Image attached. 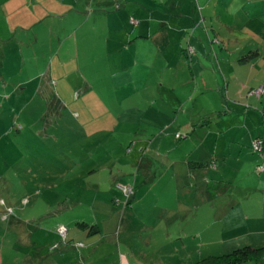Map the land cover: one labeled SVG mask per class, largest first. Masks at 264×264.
<instances>
[{
    "label": "rangeland",
    "instance_id": "rangeland-1",
    "mask_svg": "<svg viewBox=\"0 0 264 264\" xmlns=\"http://www.w3.org/2000/svg\"><path fill=\"white\" fill-rule=\"evenodd\" d=\"M215 23L206 19L205 25ZM242 36H224L229 41L222 54L229 61H235L236 46L263 43ZM54 46L20 51L12 36L0 35V264H197L245 245L264 246L254 236L221 241L226 236L221 230L233 224L223 218L222 206L235 199L230 193L239 186L229 174L220 179L210 163L209 180L192 185L190 178L176 181L171 173L170 159H184L194 150L212 154L210 145L192 143L182 132L174 139L176 125L212 100L218 106L213 91L190 101L202 84L186 77L187 68L168 67L177 51L161 61L163 51L146 50V59L139 53L135 62L120 67L99 61L89 76L81 71L92 86L90 94H79L78 76L72 74L63 83L68 94H50L52 84L49 94H38V81H24L52 54L62 59ZM210 53L211 58L221 54L218 46ZM258 62L244 69L256 79L263 78L264 58ZM228 84L231 93L238 86ZM195 134L203 136L199 129ZM222 181L234 183L225 188ZM122 187L131 188L127 197ZM221 188L228 196H213ZM75 223L95 226L97 232L88 234ZM243 264H264V255Z\"/></svg>",
    "mask_w": 264,
    "mask_h": 264
},
{
    "label": "crops",
    "instance_id": "crops-1",
    "mask_svg": "<svg viewBox=\"0 0 264 264\" xmlns=\"http://www.w3.org/2000/svg\"><path fill=\"white\" fill-rule=\"evenodd\" d=\"M118 10L121 12L115 14ZM206 19H215L216 23L205 25ZM247 25L251 26L248 30ZM253 27L256 29L252 31ZM226 33L239 40L243 39L242 35H252L263 43L236 46L234 63L222 54L228 48ZM2 34L12 36L20 51L24 46L44 48L45 45L47 50L55 45L54 51L62 55L58 60L57 54H52L45 67L24 81L25 84L38 81L34 87L38 94H49L50 84V94H68V85L63 83L69 74L78 76L75 86L79 94H90L92 86L81 71L89 76L99 61L120 67L135 62L134 57L139 53L146 59V55L149 56L146 50L163 51L161 61L166 59L167 52L177 51L175 62H168V67L187 68L186 77L202 84L200 95L193 94L190 101L213 91L218 92L214 94L218 106L212 100L211 105L187 113L185 120L182 117L176 125L174 139H180L179 132H182L192 143L200 142L206 148L210 145L212 154L198 155L194 150L196 156L187 153L184 159H170L171 173L176 181L190 178L192 185L200 179L201 182L204 178L209 180L208 166L191 169L187 165L191 161L215 164L214 173L220 179L229 174L239 186L235 193H230L235 199L230 198L228 205L222 206L223 218L228 217L233 224L230 223L228 231L221 230L226 233L221 241L226 240L224 237L238 240L254 236L259 244H264L261 243L264 240V71L263 78L256 79L252 71L244 70L248 65H260L259 59L264 58V54H259V48L264 49V0H0ZM215 46L221 54L213 53L211 58L210 51ZM207 55L213 62L208 61ZM183 57L187 59V66H183ZM54 59L58 61L55 64ZM231 81L238 83L232 93L228 84ZM258 86H262L259 98L247 95ZM182 110L183 107H179L175 111L176 118ZM195 118H198L196 122ZM197 129L201 130V138L195 134ZM259 138L262 151L253 153L250 143ZM245 178L249 182L241 183ZM222 182L225 188L234 183ZM217 195L221 199L228 196L222 188L214 192L213 196Z\"/></svg>",
    "mask_w": 264,
    "mask_h": 264
},
{
    "label": "trees",
    "instance_id": "trees-1",
    "mask_svg": "<svg viewBox=\"0 0 264 264\" xmlns=\"http://www.w3.org/2000/svg\"><path fill=\"white\" fill-rule=\"evenodd\" d=\"M241 60L243 61L245 59H241ZM257 88H255L253 90H256ZM253 90H250L247 95L254 97L253 95H249V93ZM254 98H259V97H254ZM255 141L260 142V151L255 152V153H261V151H262V140L260 138L255 139V140L251 141V144ZM251 144L249 147H250V150L252 151ZM187 165L191 169H198L201 167L208 166L209 164L204 165L202 163H193L191 161H188ZM74 226H76L80 229H89V227L84 223H75ZM91 232L92 233L97 232V229L95 226L90 227V229L88 230V234H90ZM263 255H264V246L259 247V248H252L250 246H242V247H239L237 249L230 251L227 254H223V255H220L218 257H210L208 259H205V260L198 262L197 264H243V263L248 262V261L257 262Z\"/></svg>",
    "mask_w": 264,
    "mask_h": 264
},
{
    "label": "built area",
    "instance_id": "built-area-1",
    "mask_svg": "<svg viewBox=\"0 0 264 264\" xmlns=\"http://www.w3.org/2000/svg\"><path fill=\"white\" fill-rule=\"evenodd\" d=\"M262 93V86H259L256 90H253L249 93V95H253L254 97H259ZM251 149L253 152H259L260 151V142L255 141L251 144ZM261 170V168H259ZM122 193L127 197V195L130 193L131 189L130 187H122L121 188ZM57 234L60 236H64V230L63 228L59 227L57 229Z\"/></svg>",
    "mask_w": 264,
    "mask_h": 264
}]
</instances>
